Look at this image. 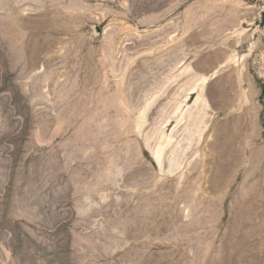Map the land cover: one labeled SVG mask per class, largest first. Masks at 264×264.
Returning a JSON list of instances; mask_svg holds the SVG:
<instances>
[{
	"label": "rangeland",
	"instance_id": "rangeland-1",
	"mask_svg": "<svg viewBox=\"0 0 264 264\" xmlns=\"http://www.w3.org/2000/svg\"><path fill=\"white\" fill-rule=\"evenodd\" d=\"M0 264H264V0H0Z\"/></svg>",
	"mask_w": 264,
	"mask_h": 264
},
{
	"label": "bare ground",
	"instance_id": "bare-ground-1",
	"mask_svg": "<svg viewBox=\"0 0 264 264\" xmlns=\"http://www.w3.org/2000/svg\"><path fill=\"white\" fill-rule=\"evenodd\" d=\"M207 83H208V78H206V77L204 79L202 78V82H196L186 92V95L184 98L185 100L183 99L184 101L182 100L183 102L180 103L179 106L174 111V115H177L176 124L174 126H173V124H170L169 121L166 122L165 128L173 126L172 135L170 136V138L168 140H165L163 143L161 142V140H159L160 141L159 143H161V144L159 145L158 150L156 148L157 151H154V152L151 151L152 152V154H151L152 160L154 161L157 168L162 169V167H163V158L162 157H163V154L165 155L166 149L170 150L169 148H172L174 150L175 143L177 142L175 139L177 137H181L183 135V133L180 130L181 127H183V126L188 127L189 125L196 126L198 128L197 129L198 131H195V132L197 134L199 132L200 135H201V133H204V129H207L208 121L206 123V121H205L206 116H204V113L206 112L207 108H209V105L207 102L202 103V101H201L202 92H203L202 86L206 85ZM195 95H197L196 100L193 102L192 106H190V103L193 100V98L195 97ZM149 104L151 105V103H149ZM144 112H145V110H144ZM144 112L142 114H144ZM172 115H173V113H172ZM174 115L170 116V117H174ZM142 118H145V117H142ZM175 118H176V116H175ZM187 127H186L185 131L187 130ZM192 137L193 136H190V139L188 138V140L191 141ZM200 138L202 139V137H200ZM173 150H172V152H173ZM176 170H177V167H176Z\"/></svg>",
	"mask_w": 264,
	"mask_h": 264
}]
</instances>
